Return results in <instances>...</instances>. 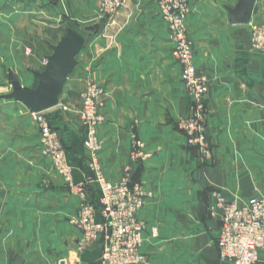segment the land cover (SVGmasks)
Returning <instances> with one entry per match:
<instances>
[{"label": "crops", "instance_id": "crops-1", "mask_svg": "<svg viewBox=\"0 0 264 264\" xmlns=\"http://www.w3.org/2000/svg\"><path fill=\"white\" fill-rule=\"evenodd\" d=\"M100 1L0 0V67L38 71L44 60V69L65 20L75 22L87 37L60 106L47 111L74 183L88 174L79 114L90 76L104 89L97 135L104 176L117 181L129 166L132 181L152 194L140 212L147 225L140 264H221L217 196L244 204L264 194V54L251 48L248 25L230 23L233 1H190L186 26L196 67L209 81L204 132L211 153L202 160L177 128L191 101L157 6L128 0L109 23L100 17ZM259 5L256 0L250 21L264 22L262 0ZM26 110L22 105L16 114ZM32 130L17 141L7 128L0 130V264H99L101 243L81 247L80 232L68 223L80 205L76 189L40 156L38 131ZM132 134L150 158L129 159ZM98 196L90 185L89 202ZM257 264H264V251Z\"/></svg>", "mask_w": 264, "mask_h": 264}, {"label": "built area", "instance_id": "built-area-1", "mask_svg": "<svg viewBox=\"0 0 264 264\" xmlns=\"http://www.w3.org/2000/svg\"><path fill=\"white\" fill-rule=\"evenodd\" d=\"M152 1L167 26L179 66V78L191 101L189 115L178 122L177 128L184 135L186 145L195 148L205 160L211 153L204 132L209 81L196 67L194 41L186 26L191 11L190 0ZM126 3L127 0H101V19L112 23ZM248 26L251 48L264 54V22L250 21ZM103 95L104 89L93 78L86 77L80 94L79 115L85 130L83 145L88 152V174L79 183H74L72 179V169L67 162L60 135L50 126L47 112L30 114L38 130L40 152L51 158L56 173L68 186L76 189L80 199L77 214L68 220L81 234L80 246L99 241V264H140L145 260L143 248L147 228L146 222L140 218V212L152 194L142 184L132 181L129 166L124 168L123 176L117 181H109L104 176L98 159L101 144L97 137L102 122L99 110ZM61 109L66 110L63 106ZM150 156L144 142L132 134L129 159L142 162ZM90 185L97 186L99 190L95 204L87 198ZM214 208L219 214V231L215 242L220 263L257 264L260 252L264 251V194L250 198L244 204L217 196ZM150 236L156 238V228H151Z\"/></svg>", "mask_w": 264, "mask_h": 264}, {"label": "water", "instance_id": "water-1", "mask_svg": "<svg viewBox=\"0 0 264 264\" xmlns=\"http://www.w3.org/2000/svg\"><path fill=\"white\" fill-rule=\"evenodd\" d=\"M234 8L227 9L229 21L232 25H248L256 0H236ZM66 30L52 48L51 55L46 57L43 71H33L37 80L35 89H24L14 80L12 73L8 74V81L12 92L5 97L21 103L29 112H47L59 105L63 87L72 71L75 56L81 51L87 33L77 24L65 20Z\"/></svg>", "mask_w": 264, "mask_h": 264}, {"label": "rangeland", "instance_id": "rangeland-1", "mask_svg": "<svg viewBox=\"0 0 264 264\" xmlns=\"http://www.w3.org/2000/svg\"><path fill=\"white\" fill-rule=\"evenodd\" d=\"M231 1H233L234 5L237 2L236 0H231ZM259 1H261V0H258V7L260 6ZM262 1L264 3V0H262ZM216 2H219V1H216ZM127 3H128V0H127ZM25 49L22 50V54H26V53L28 54L27 50H25ZM30 54H32V53H30ZM44 64H45V61L43 60V65L41 66L40 70H38V71L43 70ZM9 73H12L14 80L18 81L20 85L21 84L25 85L24 89H28V90L35 89V87L37 85V80H36L35 76L33 75V70L31 68L14 69V68L0 67V130L7 128L10 140H16L17 141L20 139V136H22L21 134H22L23 130H24L25 136L27 134L32 135L33 134L32 133V131H33L32 127L34 126V128H36V125H35V122L31 116L30 112H28L27 110L25 111V113L23 115L16 114L17 108L22 107L21 103L15 102L12 99H7L5 97L6 95H8L12 92V86H11L10 82L8 81V74ZM71 74H72V71H71L69 76H71ZM68 84H69V81H66V83L63 87V90L65 89V87H67ZM4 108H6L8 111L7 110L3 111ZM36 130H37V128H36ZM26 151L30 152L31 150L27 149ZM39 152H40V149H39ZM40 156L42 158H49V157L45 156L44 154H42L41 152H40ZM49 160H50L51 166L54 170V166H53V162H52L51 158H49Z\"/></svg>", "mask_w": 264, "mask_h": 264}]
</instances>
